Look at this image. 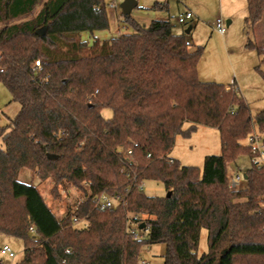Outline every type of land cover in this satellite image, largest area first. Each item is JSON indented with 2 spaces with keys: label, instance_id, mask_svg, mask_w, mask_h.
<instances>
[{
  "label": "trees",
  "instance_id": "obj_1",
  "mask_svg": "<svg viewBox=\"0 0 264 264\" xmlns=\"http://www.w3.org/2000/svg\"><path fill=\"white\" fill-rule=\"evenodd\" d=\"M42 1L0 0V82L20 106L0 126V234L24 243L18 264H139L145 246L161 244L164 264H264V170L251 167L239 191L228 172L252 156L244 142L254 132L264 138V110L253 117L235 90L200 81L204 48L191 51L170 20L142 26L124 16L135 33L90 45L78 37L109 28L104 0ZM247 4L246 47L264 75V47L249 37L264 0ZM200 126L218 130L222 154L207 156L203 169L183 166L170 156L176 140ZM131 141L126 162L118 149ZM22 169L51 179L57 198L70 185L91 197L60 220L36 186L18 179ZM147 180L170 196L145 195ZM104 194L122 201L101 211L93 198ZM139 221L142 241L131 233Z\"/></svg>",
  "mask_w": 264,
  "mask_h": 264
},
{
  "label": "rangeland",
  "instance_id": "obj_2",
  "mask_svg": "<svg viewBox=\"0 0 264 264\" xmlns=\"http://www.w3.org/2000/svg\"><path fill=\"white\" fill-rule=\"evenodd\" d=\"M46 0H43L45 2ZM125 0H104L109 18V28L104 31L95 32L91 35L83 32L79 35L80 41L89 42L94 39L100 41H111L123 34H133L135 29L132 25L124 22V15L121 8ZM158 0H137L138 6L132 11L130 17L142 26H149L154 20H170L173 25L174 34H185L190 43V50L195 47H203L204 53L198 66V76L202 82H215L220 84H232L236 74L239 76L241 97L249 104L252 116L264 110V75L256 69L260 65V58L257 52L246 47L248 37L245 31V20L248 16L247 0H163L161 4L167 8H154ZM36 11L26 18L34 17ZM192 13L193 18L187 24H180L178 19L181 14ZM236 15L233 25L227 26V15ZM222 19L226 25V33L219 34L215 30V22ZM2 25H0V28ZM193 27L190 33L187 30ZM231 35L228 36V32ZM257 45L264 47V19L256 25L250 36ZM92 52L84 53L83 56H93ZM264 73V67L262 68ZM239 94V93H238ZM20 111L19 104L12 102V97L6 87L0 82V126L7 125V119H13ZM105 118H111L113 112L110 109L103 111ZM257 132V131H256ZM247 144V141L244 142ZM3 148L4 145L0 143ZM222 154V145L217 129L200 126L189 138L178 137L171 157L177 159L183 166H194L203 169L204 160L207 156H219ZM250 167L248 156L240 157L236 163L229 165L228 172L241 171ZM18 179L22 182L36 186L46 203L56 217L60 220L66 217L65 192L68 187H59L62 193L61 198L56 197L54 183L51 179L42 181L36 171L22 169ZM144 193L149 197H167V190L162 182L147 180L144 181ZM243 201V200H240ZM146 217L142 216V219ZM144 222V221H143ZM79 227H83L80 223ZM8 236L0 234V251L2 246L8 245ZM11 245L16 253L15 258L1 256L5 264H18L23 259L24 243L16 241ZM10 246V245H9ZM207 251V231L201 233L199 254ZM165 245L145 246L142 249L139 264L145 261L147 264H164Z\"/></svg>",
  "mask_w": 264,
  "mask_h": 264
},
{
  "label": "built area",
  "instance_id": "obj_3",
  "mask_svg": "<svg viewBox=\"0 0 264 264\" xmlns=\"http://www.w3.org/2000/svg\"><path fill=\"white\" fill-rule=\"evenodd\" d=\"M193 18L192 13L187 14H181L179 16V23L180 24H187L188 21H190ZM215 30L221 34L224 35L226 33V25L225 22L222 19H217L215 22ZM36 67H40V63H36ZM226 89L234 90L232 87H226ZM264 138L261 134L258 132H254L247 140V144L250 146V150L252 152V156L249 157L250 159V167L247 170L243 171V174H241V171L234 170L231 173H229V188L232 191H239L241 190L245 183V175L247 171L251 167H256L259 170H264ZM131 147L130 148H119L118 152L121 154L126 162L132 161L133 156V150L135 147H137V144L135 142H130ZM86 188H88V184H84ZM140 189H144V183L141 184ZM89 197H91V193H89L88 196L84 195L82 191L76 187L75 185H70L69 188L66 189L65 192V202H66V217L72 216L78 208L82 205V203L87 200ZM95 207L101 211L112 209L115 207V205L122 201L121 198L113 199L107 195H101V196H95L93 198ZM74 221H77L76 218H74ZM141 221H139L137 224H135V229L131 230V233L134 235L135 240L142 241L144 238L143 233L137 228L138 224H140ZM31 232L35 233L34 228H31ZM1 256H7L10 258H15L16 253L13 250V248L9 245H4L1 248L0 251ZM141 264H147L145 261H142Z\"/></svg>",
  "mask_w": 264,
  "mask_h": 264
},
{
  "label": "crops",
  "instance_id": "obj_4",
  "mask_svg": "<svg viewBox=\"0 0 264 264\" xmlns=\"http://www.w3.org/2000/svg\"><path fill=\"white\" fill-rule=\"evenodd\" d=\"M156 2H158V3H162L163 2V0H158V1H156ZM229 18L227 19V26L228 27H230L231 25H233V23H234V21H235V18H236V15L235 14H233V13H229L228 15H227ZM157 20H159V19H157ZM193 27H190V29H191V31L193 30L192 29ZM231 35V31H229L228 32V36H230ZM238 79H239V76L236 74V78H235V81L234 82H232V84H223V85H225V87H232L237 93H239L240 95H241V92H240V87L243 89V87L241 86V84L239 83V81H238ZM220 84V83H219ZM245 99V98H244ZM9 120H10V118H8L7 119V123L9 122ZM175 159V158H174ZM177 160V159H176ZM11 239H7V242H9V243H6V244H8V245H16L17 243H16V241L18 242L19 240L18 239H15V238H12V237H10ZM21 241V240H20ZM5 245V244H4ZM12 247V246H11Z\"/></svg>",
  "mask_w": 264,
  "mask_h": 264
},
{
  "label": "water",
  "instance_id": "obj_5",
  "mask_svg": "<svg viewBox=\"0 0 264 264\" xmlns=\"http://www.w3.org/2000/svg\"><path fill=\"white\" fill-rule=\"evenodd\" d=\"M138 6V2L137 0H125L122 5H121V8H122V11H123V15L124 16H130L132 11ZM228 25V24H227ZM191 29L189 28L187 30V33H190ZM245 179H247V175L244 176ZM170 196V193L167 194V197ZM145 223H142L140 225V230H143L145 228Z\"/></svg>",
  "mask_w": 264,
  "mask_h": 264
}]
</instances>
